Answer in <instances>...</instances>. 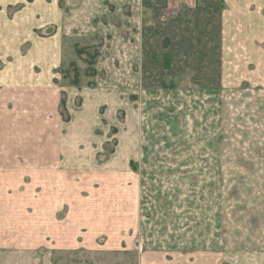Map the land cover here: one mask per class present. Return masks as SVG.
I'll return each instance as SVG.
<instances>
[{
    "label": "rangeland",
    "instance_id": "374dc122",
    "mask_svg": "<svg viewBox=\"0 0 264 264\" xmlns=\"http://www.w3.org/2000/svg\"><path fill=\"white\" fill-rule=\"evenodd\" d=\"M168 1L105 23L44 0L62 63L46 129H0V264H264V83L220 86L198 10L164 22Z\"/></svg>",
    "mask_w": 264,
    "mask_h": 264
},
{
    "label": "crops",
    "instance_id": "0c3cea01",
    "mask_svg": "<svg viewBox=\"0 0 264 264\" xmlns=\"http://www.w3.org/2000/svg\"><path fill=\"white\" fill-rule=\"evenodd\" d=\"M38 1V4H32L27 0H0V129H46L45 94L57 82L54 71L62 63L63 36L61 29L44 36L46 23L52 21H48L41 8L44 0ZM93 1V12L83 13L87 21H95L100 14L104 15L105 23L144 19L145 0ZM16 5L21 8L15 15H9L10 6ZM168 5L174 13L168 20L163 14L160 19L164 22L194 20V14L185 12L198 10L199 20L205 22L206 34L214 39L211 45L209 38L204 44L200 43L206 47L213 44L216 51L218 49L214 68L232 71L225 79L220 74V86L230 84V81L237 84L238 80L264 83V47L259 44L264 40V0H169ZM85 6L90 7V1ZM62 17L57 10L51 18L58 24ZM59 97L53 111L56 114L63 106L62 95ZM11 106L23 112L13 110ZM17 114L37 121L21 125L18 120L14 121ZM74 127L78 128V122Z\"/></svg>",
    "mask_w": 264,
    "mask_h": 264
},
{
    "label": "trees",
    "instance_id": "16d2710c",
    "mask_svg": "<svg viewBox=\"0 0 264 264\" xmlns=\"http://www.w3.org/2000/svg\"><path fill=\"white\" fill-rule=\"evenodd\" d=\"M78 79V77H76L74 80H73V83L75 84V85H78L79 83V81L77 80Z\"/></svg>",
    "mask_w": 264,
    "mask_h": 264
}]
</instances>
